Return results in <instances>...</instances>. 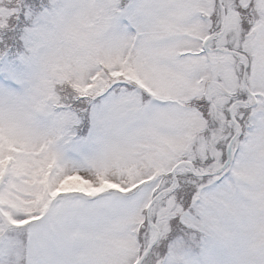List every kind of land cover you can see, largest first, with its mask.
Returning a JSON list of instances; mask_svg holds the SVG:
<instances>
[{
  "label": "snow or ice",
  "instance_id": "1",
  "mask_svg": "<svg viewBox=\"0 0 264 264\" xmlns=\"http://www.w3.org/2000/svg\"><path fill=\"white\" fill-rule=\"evenodd\" d=\"M0 264H264V0H0Z\"/></svg>",
  "mask_w": 264,
  "mask_h": 264
}]
</instances>
